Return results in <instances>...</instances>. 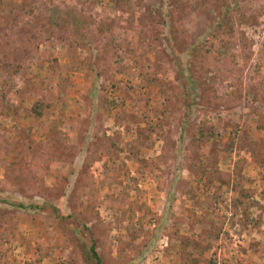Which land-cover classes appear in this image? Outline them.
<instances>
[{
  "label": "rangeland",
  "instance_id": "obj_1",
  "mask_svg": "<svg viewBox=\"0 0 264 264\" xmlns=\"http://www.w3.org/2000/svg\"><path fill=\"white\" fill-rule=\"evenodd\" d=\"M0 199L46 206L0 203V264H87L55 209L104 264H264V0H0Z\"/></svg>",
  "mask_w": 264,
  "mask_h": 264
},
{
  "label": "trees",
  "instance_id": "obj_2",
  "mask_svg": "<svg viewBox=\"0 0 264 264\" xmlns=\"http://www.w3.org/2000/svg\"><path fill=\"white\" fill-rule=\"evenodd\" d=\"M227 13H229V8L225 9L223 13H221L220 19L216 21L215 23L216 31H220L221 29H226L229 27L230 20L227 18ZM167 24L168 23H166V25ZM46 108H47L46 105L37 103L32 107L31 113L33 114V116L41 118L43 115V111ZM199 141H201V139H199ZM198 146L199 145H197V147ZM134 148H135V145L131 147L132 153H134L133 151ZM253 151H254L253 149L250 150V153L254 154ZM211 157L213 158L215 157V155L210 154L206 156L198 152L197 150V152L192 157V162L190 164L191 173L194 176H196L198 181L203 183L205 186H211L214 184V182H218L221 184H225L227 186H231L233 183L231 174L221 172L217 167V161H214V162L210 161ZM248 197H250V194L248 193H245V195H241L239 205L249 210L253 207H256L258 203L255 201L247 202L244 198H248ZM215 198L216 199L214 201L212 200L211 204L215 205L216 201L217 200L219 201L218 197H215ZM0 203L4 205H12L13 207L21 211L31 210V211L40 212V213L46 212L45 211L46 206L40 205L37 203H32L30 205H25L22 203L10 204V202L6 199H0ZM55 210L56 212H54V214L55 213L57 214L56 218L59 221L62 220L64 222V219H65L64 223H66V222H69L71 219H73V221L77 224V226H72V231H73L72 233L77 238V242L79 243V246L82 250L86 263L87 264H104L103 257L99 253L98 243H97V240L95 239V234L90 227H88L85 223H82L80 221V218L77 213L78 209H73V211L67 217H64L63 215H59V214H62L59 209H55ZM66 226L69 227L67 223H66ZM193 246L196 248L198 247L196 243H194Z\"/></svg>",
  "mask_w": 264,
  "mask_h": 264
}]
</instances>
